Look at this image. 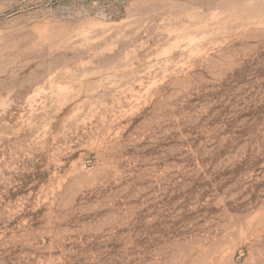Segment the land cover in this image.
<instances>
[{
  "label": "rangeland",
  "instance_id": "rangeland-1",
  "mask_svg": "<svg viewBox=\"0 0 264 264\" xmlns=\"http://www.w3.org/2000/svg\"><path fill=\"white\" fill-rule=\"evenodd\" d=\"M0 264H264V0H0Z\"/></svg>",
  "mask_w": 264,
  "mask_h": 264
}]
</instances>
